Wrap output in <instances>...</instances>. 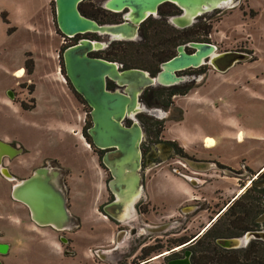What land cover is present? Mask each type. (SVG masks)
Returning a JSON list of instances; mask_svg holds the SVG:
<instances>
[{"label":"rangeland","instance_id":"rangeland-1","mask_svg":"<svg viewBox=\"0 0 264 264\" xmlns=\"http://www.w3.org/2000/svg\"><path fill=\"white\" fill-rule=\"evenodd\" d=\"M248 1L250 5L223 8L200 22L212 27L209 39L218 52L242 51L257 63L242 62L241 68L181 87L190 89L171 97L168 107L149 106L166 114H137L147 140L157 138L153 124L161 121L158 137H176L188 155L209 158L210 152L234 167L244 157L253 166L264 160V74L255 76L264 71V0ZM82 3L84 10L86 0ZM84 36L63 37L55 21L54 0H0V139L24 149L12 159H3L15 179L0 173V241L10 245L2 254L6 264H105L95 254L108 245L112 229L97 207L105 199L110 175L98 165L93 145L91 150L83 134V127L91 124L89 106L74 94L60 58L64 47ZM23 104L35 107L25 109ZM75 106L84 112L82 127L69 132L56 126L62 120L77 121ZM206 136L215 140L210 148L204 146ZM45 161L66 172L69 208L80 223L73 232L38 231V226L28 223L27 207L11 197L13 184ZM164 166L153 167L144 178L161 207L163 203L171 207L177 202L173 196L179 184L166 178ZM50 234L63 236L60 242L71 237V250L43 246L41 239ZM125 248L122 245L120 250Z\"/></svg>","mask_w":264,"mask_h":264},{"label":"flooded vegetation","instance_id":"flooded-vegetation-1","mask_svg":"<svg viewBox=\"0 0 264 264\" xmlns=\"http://www.w3.org/2000/svg\"><path fill=\"white\" fill-rule=\"evenodd\" d=\"M104 2L105 0H86L81 13L99 24L129 21L125 17L129 9L111 10L104 6ZM230 3L231 6L225 8L238 6L240 9L243 3L250 5L248 0H231ZM221 10L223 8L198 13L191 23L178 26L171 22V17L185 15L186 8L165 1L158 5L155 12L148 13L138 23H132L136 27L133 38L110 40L109 35L96 31L84 33V38L97 37V40L106 43L100 50L91 51V55L115 62L119 70L137 68L155 77L161 71L162 63L178 54V46L184 44V50L192 53L194 47L189 42L212 43L209 39L212 27L200 21L210 20L214 13ZM256 61H238L225 71L216 69L208 61L198 66L181 68L176 71V75L184 78L182 81L172 85L146 87L140 95V101L148 107L163 106L154 92L164 91L166 96L173 93L171 98L176 94L187 93L190 88L181 87L194 84L210 74L216 76L218 73H227L242 62L256 64ZM107 87L121 91L124 88L110 78L107 79ZM140 113L153 115L144 111L137 114ZM156 137L152 141L144 138L141 143L140 171L144 193L134 205L132 218L117 221L106 214L104 207L114 199V195L107 186L109 179L105 182L106 196L97 211L111 227L115 226L112 230L113 249L111 252L98 249L95 256L105 264H264V160L253 166L244 157L234 167L221 162L210 152H207L210 154L209 158L188 155L175 139H163L158 135ZM207 137L210 136L204 138V146L210 148L215 140L210 137L213 144L209 146ZM88 144L91 148V144ZM109 150L93 146L92 152H96L98 165L111 178L110 172L101 162V156ZM186 159L192 160L194 165H190ZM162 163L167 164V167L164 166L166 178L179 184L173 196L177 202L171 207L164 206V203L161 207L157 198L148 191V183L144 178L145 172ZM47 164L45 161L42 165ZM60 170L69 208L66 172L61 168ZM151 178L152 176L149 181ZM70 212L72 213L71 210ZM74 217L75 226L64 230L73 232L80 227L79 217ZM59 237L63 236L58 235V239ZM124 237L126 248L121 251L119 242ZM71 242V237L61 241L62 248L71 250Z\"/></svg>","mask_w":264,"mask_h":264},{"label":"water","instance_id":"water-1","mask_svg":"<svg viewBox=\"0 0 264 264\" xmlns=\"http://www.w3.org/2000/svg\"><path fill=\"white\" fill-rule=\"evenodd\" d=\"M82 1L54 0L55 21L63 36L74 37L96 31L109 35L110 40L133 38L136 27L132 23H138L148 13L155 12L158 5L165 1L186 8L185 15L171 17V22L178 26L191 23L198 13L231 6V0H105L104 6L108 9H129L125 14L129 21L99 24L81 13L79 4ZM188 44L194 47V51L187 53L184 44L178 46V54L164 61L155 77L137 68L119 70L115 62L91 55V51L100 50L106 45L97 39L79 38L62 51L65 78L90 108L91 125L86 132L95 148L110 149L101 156V162L111 174L107 186L114 199L104 209L117 221L133 217L134 205L144 193L140 169L141 143L145 132L137 113L144 111L159 115L161 110L150 108L140 101L143 90L182 81L184 78L176 75V71L184 67L198 66L208 61L216 69L225 71L236 62L250 58L248 53L237 50L218 52L217 47L209 42ZM108 78L124 86L123 90L109 89ZM23 150L22 146L0 139V173L4 177L15 179L8 167L3 165V158L11 159ZM186 161L194 165L192 160ZM64 189L60 168L47 164L35 167L31 174L13 184L10 194L27 207L30 219L36 225L61 231L75 226V217L67 206ZM119 234L118 239L121 238ZM225 243L228 244L227 241ZM8 249L7 242H0V254H6Z\"/></svg>","mask_w":264,"mask_h":264},{"label":"crops","instance_id":"crops-1","mask_svg":"<svg viewBox=\"0 0 264 264\" xmlns=\"http://www.w3.org/2000/svg\"><path fill=\"white\" fill-rule=\"evenodd\" d=\"M236 66H238V65H236ZM239 68H241L242 67V65H241V67H240V65L238 66ZM233 68H236L235 66L233 67ZM262 74H264V71H259V72H257V74H255V76L256 77H258L259 75H262ZM263 82H264V79H263ZM69 92V91H68ZM71 94V93H70ZM72 96V95H71ZM73 102V101H72ZM35 105V104H34ZM33 107H35V106H33ZM32 108V107H31ZM30 108V109H31ZM77 109V107L75 106V110ZM83 113L84 112H81V110H76L75 111V115H76V119H77V121L76 120H74V119H72L71 118V120H69V121H66L65 120V122H64V120H62L60 123H59V125L56 123V126H60V127H62V128H64V129H66L67 131H75V129L77 128V127H82V125H81V120H83V121H85L84 119H83ZM82 121V122H83ZM174 139H177L176 137L174 138ZM178 140V139H177ZM181 145L185 148V145H183L182 143H181ZM30 218V217H29ZM18 223H21V221H19ZM24 223H26V222H24ZM28 223H30V225L31 226H33V227H35V228H37V226H38V231L39 230H42V232H43V230H44V232L45 233H47V234H49L48 232H50L51 230V228L52 227H50V226H39V225H36L31 219H29V222ZM50 228V229H49ZM111 229L113 230V229H115V226H112L111 227ZM50 230V231H49ZM52 230H53V228H52ZM55 230V229H54ZM112 232V231H111ZM109 233V236H108V240H107V242H108V245H105V246H102L101 247V250L102 251H104V252H111L112 251V247L113 246H111L113 243H112V240H113V232L112 233ZM49 236V238H46V237H43L42 239H41V244L43 245V246H45V247H48L49 249H56V250H61L62 249V245H61V242H60V240L55 236H51V234L50 235H48ZM0 242H2V241H0ZM126 244V239H125V237L122 239V241L121 242H119V245L120 246H122V245H125ZM9 247H10V245H9ZM8 251H9V249H8ZM8 253V252H7ZM6 253V254H7ZM5 255H2V254H0V264H6V261H5ZM114 262V261H113ZM113 264H115V263H113ZM129 264H131V263H129Z\"/></svg>","mask_w":264,"mask_h":264},{"label":"trees","instance_id":"trees-1","mask_svg":"<svg viewBox=\"0 0 264 264\" xmlns=\"http://www.w3.org/2000/svg\"><path fill=\"white\" fill-rule=\"evenodd\" d=\"M82 6H83V3H80L79 8H80V11L83 13ZM78 35H79V34H78ZM69 38H72V37H69ZM64 48H65V47H64ZM62 51H63V50H62ZM60 58H61V67H62V70H63V73H64L63 61H62V52H61V56H60ZM28 70L31 72V70H32L31 65L28 66ZM69 84H70V83H69ZM70 86H71V85H70ZM71 88H72V86H71ZM72 90H73L74 94H75L77 97H79V98L83 101V103H85V101L83 100L82 96L79 95L78 93H76V92L74 91L73 88H72ZM154 94L157 95L158 98H163V101H160V103H161L164 107H168L169 104L171 103L170 96H171V94H173V93H169L168 96H166L167 94H166L164 91H162V92H154ZM180 94H181V93H180ZM182 94H184V93H182ZM86 105H87V104H86ZM23 107H24L25 109H30L31 107H33V105L30 106V105H25V104H23ZM162 124H163V123H162L161 121H156V122L153 124V125H155V126L157 127L156 132H155L156 135H159V133L161 132V130H162V128H163V125H162ZM90 125H91V124H90ZM88 127H89V126L83 127V134H84L85 138L89 141V143H90L91 145H93L92 142H91V139L89 138V136H88V134H87V132H86V130H87Z\"/></svg>","mask_w":264,"mask_h":264},{"label":"bare ground","instance_id":"bare-ground-1","mask_svg":"<svg viewBox=\"0 0 264 264\" xmlns=\"http://www.w3.org/2000/svg\"><path fill=\"white\" fill-rule=\"evenodd\" d=\"M162 114H163V111L159 110V115H162ZM206 140H207V145L212 146L213 140L210 137H207Z\"/></svg>","mask_w":264,"mask_h":264},{"label":"built area","instance_id":"built-area-1","mask_svg":"<svg viewBox=\"0 0 264 264\" xmlns=\"http://www.w3.org/2000/svg\"><path fill=\"white\" fill-rule=\"evenodd\" d=\"M64 38L67 37V36H63ZM68 38V37H67ZM89 145V144H88Z\"/></svg>","mask_w":264,"mask_h":264}]
</instances>
